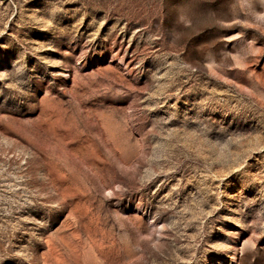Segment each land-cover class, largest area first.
<instances>
[{"label": "rangeland", "instance_id": "1", "mask_svg": "<svg viewBox=\"0 0 264 264\" xmlns=\"http://www.w3.org/2000/svg\"><path fill=\"white\" fill-rule=\"evenodd\" d=\"M0 264H264V0H0Z\"/></svg>", "mask_w": 264, "mask_h": 264}]
</instances>
